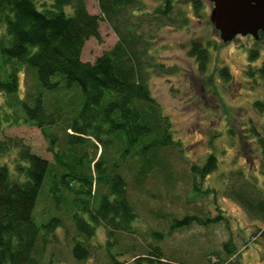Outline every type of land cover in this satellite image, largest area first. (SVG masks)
<instances>
[{"label":"trees","instance_id":"1","mask_svg":"<svg viewBox=\"0 0 264 264\" xmlns=\"http://www.w3.org/2000/svg\"><path fill=\"white\" fill-rule=\"evenodd\" d=\"M96 1L99 14L90 13L84 0H0V94L4 97L0 157L12 152L15 157L12 166L0 162V264L50 263V258L43 262V257L51 234L62 227V219L55 213L59 202L70 206L69 216L79 237L75 235L71 246L75 260L91 256V240L105 228L110 264H186L165 257L157 244L149 245L132 263L119 261V252L112 253L111 248L115 235L130 231L137 217L126 174L131 173L136 189L151 176H161L165 182L172 177L167 153L179 142L173 138L168 116L150 92L148 78L150 73L170 74L176 68L155 59L151 43L160 26L182 27L188 17L176 0H165L151 12L141 11L138 0ZM100 20L110 25L117 41L93 62L83 61L85 42L91 37L100 40ZM189 55L195 57L198 71L203 73L207 49L193 43ZM258 55L257 48L248 51L244 73L259 80L264 89V60L251 68ZM26 74L33 79L30 89L25 84ZM220 75L230 79L227 68L220 70ZM69 93V111L62 110L58 97H50L55 100L47 104L48 95ZM253 107L264 115V100H255ZM64 126L60 150L55 129ZM12 129L20 135L9 131ZM246 131L264 162V126L250 120ZM97 143L99 153L90 152L88 144L96 148ZM52 164L58 166L57 172ZM215 167L213 154L202 165L190 166L193 195L203 192L200 181ZM44 188L53 207L39 221L34 210ZM66 191L73 193L69 200ZM227 193L249 217L264 218V196L254 184L237 181ZM169 215L167 234L219 219ZM150 235L157 241L165 236L161 231ZM222 249L225 257L218 255L208 264H242L230 239L222 243Z\"/></svg>","mask_w":264,"mask_h":264},{"label":"rangeland","instance_id":"2","mask_svg":"<svg viewBox=\"0 0 264 264\" xmlns=\"http://www.w3.org/2000/svg\"><path fill=\"white\" fill-rule=\"evenodd\" d=\"M84 1L90 13L99 14L96 0ZM138 1L141 2V11L151 12L165 0ZM176 1L185 9L187 25L160 26L153 32L155 37L151 43L155 59L176 70L170 74L150 73L148 78L150 92L168 116L173 138L179 142L167 153L172 177L165 182L161 176L154 175L146 179L140 189H136L131 173L126 174L131 197L136 202L137 217L132 221L130 231L115 235L111 251L119 252L116 255L119 261L132 263L137 260L136 257L146 253L149 245L157 244L165 257L174 261L208 264L215 261L218 255L225 257L222 243L230 239L242 264H264V218L249 217L246 210L227 193L229 186L239 181L254 184L264 196V162L253 138L246 131L250 120L264 126V115L260 116L253 107L255 100H264V89L259 80L248 78L244 73L250 49L257 48L259 52L251 68L258 67L264 60V34L258 39L251 35H236L224 42L209 21L213 6L210 0ZM195 3L198 4L196 9L193 7ZM99 34L100 40L91 37L85 42L81 53L83 61L93 62L117 41V35L104 20L99 21ZM193 43H200L207 49L208 62L203 73L198 71L195 57L189 55ZM224 68H227L230 79L221 77L220 70ZM22 76L20 90L24 88ZM25 81L27 89H30L32 76L26 74ZM48 96L58 97L63 111L70 110L68 101L71 93ZM3 98L0 94V107H3ZM54 100L48 99L47 104ZM20 115L23 116V113ZM65 129V126L55 129L60 150ZM9 131L20 135L18 130ZM28 133L26 130L25 136ZM88 148L92 153L100 151L98 143L96 148L90 144ZM210 154L216 157V167L200 181L203 192L193 195L190 192L189 168L192 164L202 165ZM14 160L13 152L0 157V162L10 166ZM54 164L53 171L57 172L59 168ZM63 193L67 200L73 195L71 191ZM58 205L55 213L61 217L62 227L51 234L43 262L50 258L49 264H110L105 250V228L99 229L92 238L94 249L89 258L78 261L72 257L71 246L76 234L69 216L71 209L61 202ZM52 207L44 188L36 203L35 216L39 221L45 219ZM169 214L177 217L183 214L219 216V219L207 226L192 224L167 234ZM152 231H161L165 236L157 241L151 237Z\"/></svg>","mask_w":264,"mask_h":264},{"label":"water","instance_id":"3","mask_svg":"<svg viewBox=\"0 0 264 264\" xmlns=\"http://www.w3.org/2000/svg\"><path fill=\"white\" fill-rule=\"evenodd\" d=\"M213 4L210 23L222 41L236 35H251L258 39L264 34V0H210Z\"/></svg>","mask_w":264,"mask_h":264}]
</instances>
